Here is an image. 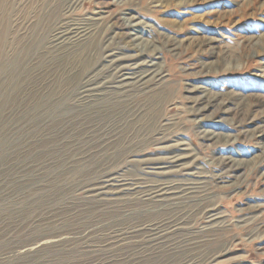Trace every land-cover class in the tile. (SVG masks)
Instances as JSON below:
<instances>
[{"label":"rangeland","instance_id":"374dc122","mask_svg":"<svg viewBox=\"0 0 264 264\" xmlns=\"http://www.w3.org/2000/svg\"><path fill=\"white\" fill-rule=\"evenodd\" d=\"M263 48L264 0H0V264H264Z\"/></svg>","mask_w":264,"mask_h":264},{"label":"bare ground","instance_id":"6f19581e","mask_svg":"<svg viewBox=\"0 0 264 264\" xmlns=\"http://www.w3.org/2000/svg\"><path fill=\"white\" fill-rule=\"evenodd\" d=\"M157 1V0H155ZM161 5V4H160ZM95 22V21H94ZM93 22V23H94ZM111 24V25H110ZM109 25L111 27L109 28H113L114 26V23H110ZM146 22L144 23L143 21H141V19L139 17H136L135 15L133 16H130V18L127 19V21L125 22V24L123 23V30H124V33L123 34H120V32H116V31H113L114 32V35L113 36H110L109 37V41H112V37L114 38H121L123 39L124 41V44L126 45L127 49H129L130 51H133L134 52V55L132 56H128L129 58L132 57V58H141L143 59V57H145L146 54H149L146 55L148 56L150 59L146 61V59L141 63H136L134 64L132 67V69L130 71H132V73H126V70L124 69L125 67L127 66H123L121 68H118L120 67L121 65H117V73H118V79H119V83H118V87H115L113 89L117 90V91H123L122 93H126L128 91H124L125 89L126 90H130L131 88L133 87H137L139 89L145 87L146 85L144 83H146L148 81L149 76L150 74H147V75H143L139 72L141 71H150L151 67H154L155 65V60H157V55H158V51H161V49L157 48L156 46H153V45H150L149 42H146V43H143L144 41H141L139 35H138V32L139 30L143 29V27L145 26L146 27ZM148 28V25L147 27ZM118 30V29H116ZM126 30H129V33L126 31ZM67 32V31H66ZM92 34V33H91ZM94 34V33H93ZM102 34V33H101ZM100 34V35H101ZM70 35V34H69ZM78 36V35H77ZM69 37V36H67ZM161 39V38H160ZM144 40V39H143ZM185 41V40H184ZM206 42V41H205ZM211 42V41H210ZM90 43V42H89ZM109 43V42H108ZM172 44H178L179 47H175V48H180L181 46H183V42H173L172 41ZM165 44L163 43V46ZM202 45V44H201ZM104 46V45H103ZM207 46V45H205ZM139 47L143 48V50H140ZM165 47V46H164ZM210 47V46H209ZM94 48V47H93ZM103 48V47H102ZM174 48V49H175ZM213 48V47H212ZM171 49V48H170ZM264 49V48H263ZM167 50V49H166ZM209 50V49H208ZM213 51V50H212ZM212 51H207L208 53L212 54L213 52ZM218 51V50H217ZM115 53V52H114ZM247 56L249 57H253V56H256L257 54H250V52L248 51L247 53ZM222 54H217V57ZM121 56V55H120ZM223 56V55H222ZM147 58V57H146ZM242 58V57H241ZM118 59V58H117ZM125 61V60H124ZM128 61H125L124 63H127ZM87 63V62H86ZM89 63V62H88ZM104 64V63H103ZM109 64V63H108ZM161 70V69H160ZM128 71V70H127ZM155 73V72H154ZM157 74H161L159 72H156ZM136 74L138 76H136ZM153 75V74H152ZM152 77V76H151ZM98 87V86H97ZM119 89V90H118ZM99 96V95H98ZM190 99H192L191 97H189ZM216 98H208L206 97V95H203L199 98H195L193 100V103L196 104V105H199L198 108H195V112L196 114L194 113V115H198L199 113H205L207 112L209 109L212 108V106H216V109L217 111L213 113L214 114H218L220 112L223 113H227V109H226V102L223 101V102H219L218 104H216ZM188 113V112H187ZM225 113V114H226ZM215 117V116H214ZM217 118V117H216ZM205 120V119H204ZM204 120H200V121H204ZM199 122V121H197ZM206 122V121H205ZM220 123V121H219ZM223 137V136H222ZM256 137H259V136H256ZM229 138H231L230 136H225L224 139L228 140ZM200 139H202L205 143H208L209 145L212 144H216L219 140L217 139V135L216 134H213L211 132H204V133H201L200 135ZM231 142V141H230ZM172 145V144H171ZM166 147V146H165ZM211 152V151H210ZM216 157V156H215ZM180 158V157H179ZM151 159V158H150ZM159 159V158H158ZM163 159V158H162ZM135 160V159H134ZM143 160V159H142ZM146 160V159H145ZM152 160V159H151ZM155 160V159H154ZM174 160V159H173ZM180 160H183V158L179 159V160H176L175 162H180ZM139 161V160H138ZM148 161V159H147ZM210 163V162H209ZM260 163H264V155L263 153L261 152L260 154V157H259V160L257 161L256 164H260ZM207 164V163H206ZM254 164V165H256ZM183 164H181V168L180 169H183L184 166H182ZM166 166V165H165ZM222 166L223 167H226L228 171H231V172H226L227 174L229 173H232L229 177H220V179H227L226 182L224 181H220V182H224V183H230V181H233V183L231 185H233L236 181H238L241 177H243V167L240 165L239 162L231 159V158H224L223 159V163H222ZM253 169V168H252ZM175 171V170H174ZM207 174V173H206ZM214 174V173H213ZM260 175V174H259ZM263 177H264V172H263ZM211 176V175H210ZM218 176V175H216ZM211 178H214L216 179L217 177H214V176H211ZM210 178V179H211ZM208 179V178H207ZM211 184V183H210ZM213 185V184H212ZM226 187H229L226 185ZM219 188V187H218ZM189 202V201H188ZM196 203V202H195ZM184 210V209H183ZM212 210H209V211H205V214L206 215H209V219L210 220H215L214 218V215H212L210 212ZM202 213V212H201ZM200 214V213H199ZM208 226V225H207Z\"/></svg>","mask_w":264,"mask_h":264}]
</instances>
